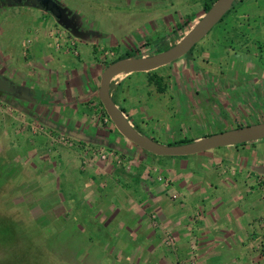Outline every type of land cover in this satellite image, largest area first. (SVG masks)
Masks as SVG:
<instances>
[{"label":"crops","instance_id":"0c3cea01","mask_svg":"<svg viewBox=\"0 0 264 264\" xmlns=\"http://www.w3.org/2000/svg\"><path fill=\"white\" fill-rule=\"evenodd\" d=\"M55 1L91 35L75 38L34 7L0 4V77L28 92L0 93V187L36 218L88 215L113 264H264V139L181 159L142 151L101 122L106 64L176 43L203 0ZM235 4L189 55L111 80L113 103L139 133L170 145L264 121V6ZM12 15L17 41L5 27ZM150 74L161 78V92ZM85 147L112 149L124 161L82 169ZM166 233L174 249L162 243Z\"/></svg>","mask_w":264,"mask_h":264},{"label":"water","instance_id":"95a60500","mask_svg":"<svg viewBox=\"0 0 264 264\" xmlns=\"http://www.w3.org/2000/svg\"><path fill=\"white\" fill-rule=\"evenodd\" d=\"M235 0H215L188 31L168 48L148 56L117 59L107 64L99 77L97 98L117 133L136 147L155 156L184 157L208 150L239 145L264 139V121L210 134L186 143L165 145L139 133L123 112L113 103L109 86L111 80L121 74L142 73L165 66L184 56L219 22ZM6 4L27 5L50 15L56 24L75 38L82 39L91 33L80 29L70 12L55 0H6ZM0 92L24 99L28 94L22 87L10 85L0 77Z\"/></svg>","mask_w":264,"mask_h":264},{"label":"rangeland","instance_id":"374dc122","mask_svg":"<svg viewBox=\"0 0 264 264\" xmlns=\"http://www.w3.org/2000/svg\"><path fill=\"white\" fill-rule=\"evenodd\" d=\"M258 4L260 7L264 6V0H258ZM260 7H258V11L262 10ZM201 13L200 10V14ZM17 19V15H12L11 18L8 19L7 26H5L8 29V35L11 34L12 37H15V41L20 39L21 36H19V34H21V32L17 30L11 33V28L13 26L10 23L13 22L16 24L18 22ZM51 19L53 20L52 17ZM26 20L29 21V19ZM218 25L219 23L214 26L208 34ZM22 37L24 38V35ZM134 37L136 38V35H134ZM25 38H28L27 35ZM204 38L192 47L190 53L197 49ZM102 41L107 43L106 40ZM124 44H127V41H125ZM12 45H16V42H12ZM14 47L15 46H13V48ZM80 51H82V49H80ZM98 53L99 50L97 48V54ZM100 53H103L101 48ZM120 54L123 56L122 53ZM129 54L132 55L133 53L129 52ZM151 54H154V52H150V55ZM254 123L255 122H251L249 124ZM191 157L192 156H190V158L183 157L181 159H191ZM1 186L0 264H113V260L110 259V256L113 254L112 251L109 252L107 249H103L98 243V239L93 233L96 223L93 222L88 215L81 211L77 212L78 215L74 213L75 216H79L77 219H75V217L68 218L67 216L64 218L60 216L50 221V219L47 218L42 219L44 215H40V217L37 216L36 218L31 212L26 211L23 203L17 204L15 202L17 198L14 195L15 193L11 195L6 191L5 186ZM64 190L67 191V189L62 186L58 195H60V193L64 195ZM76 190V187L70 188V194H72L70 202H73L74 206L78 205L79 200L78 194L75 193ZM56 197L58 199V206L62 207L67 205V202L62 201L61 197ZM82 213L83 216L80 217ZM77 220L80 222H77ZM65 221H67L68 224L64 225L63 222ZM81 224L85 225L82 229L79 228ZM97 236H104V234H98Z\"/></svg>","mask_w":264,"mask_h":264},{"label":"built area","instance_id":"2783aa9c","mask_svg":"<svg viewBox=\"0 0 264 264\" xmlns=\"http://www.w3.org/2000/svg\"><path fill=\"white\" fill-rule=\"evenodd\" d=\"M27 44H28V41H25L23 43V47H26ZM72 54L76 55V51L72 50ZM101 122L104 125L113 126L106 115H103L101 117ZM53 140L54 142H60L66 145L70 144L67 139L62 138V137H59V138L56 137ZM79 158H80V166L82 167V169L89 167L95 160L104 161V162H107V161L113 162L116 165H121L124 161L122 156L112 149L90 148V147L83 148ZM157 181H162V179L158 177ZM262 223L264 224V216L262 218ZM162 243L168 249H174L175 247V242L173 241V238L171 237L170 234H167V233L163 235ZM262 247L264 246L260 247V245H258L257 248L260 249ZM192 250H193V247L191 246L190 251Z\"/></svg>","mask_w":264,"mask_h":264},{"label":"trees","instance_id":"16d2710c","mask_svg":"<svg viewBox=\"0 0 264 264\" xmlns=\"http://www.w3.org/2000/svg\"><path fill=\"white\" fill-rule=\"evenodd\" d=\"M215 0H203V2H202V7H201V11H202V14L211 6V4L214 2ZM236 2H238V0H235L233 3H232V5H231V7H230V9L222 16V18L219 20V22L218 23H220L228 14H229V12L231 11V10H233V8H234V5H235V3ZM217 23V24H218ZM216 24V25H217ZM215 25V26H216ZM167 47H169V46H165V47H163V48H161L160 50H163V49H165V48H167ZM192 49V48H191ZM190 49V50H191ZM190 50L185 54V55H189L190 54ZM156 52V51H155ZM131 53H133L134 54V52H131ZM130 55L129 53H126V54H124L123 56H119V57H116L115 59H113L112 61H110L109 63H111V62H113V61H115V60H117V59H121V58H128V57H136V56H134V55ZM108 64V63H107ZM106 64V65H107ZM148 81L150 82V83H152L153 84V86L155 87V89H156V91H158V92H161L162 91V88H161V78H159V77H157L156 75H154V74H150V76L148 77ZM109 90H110V88H109ZM114 102V101H113ZM102 107V106H101ZM118 109L121 111V112H123V110L121 109V108H119L118 107ZM102 112H103V115H106L105 114V112H104V110H103V108H102ZM190 140H182V141H179V142H177L176 144H180V143H186V142H189Z\"/></svg>","mask_w":264,"mask_h":264},{"label":"flooded vegetation","instance_id":"af4514ba","mask_svg":"<svg viewBox=\"0 0 264 264\" xmlns=\"http://www.w3.org/2000/svg\"><path fill=\"white\" fill-rule=\"evenodd\" d=\"M3 4V3H6V0H0V4ZM1 94H4V93H2V92H0Z\"/></svg>","mask_w":264,"mask_h":264}]
</instances>
